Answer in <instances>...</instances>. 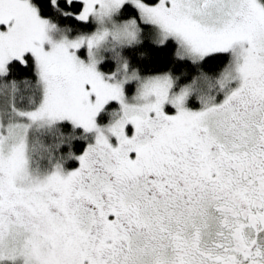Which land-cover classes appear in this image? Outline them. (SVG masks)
Instances as JSON below:
<instances>
[{
    "label": "snow or ice",
    "instance_id": "6c2138e0",
    "mask_svg": "<svg viewBox=\"0 0 264 264\" xmlns=\"http://www.w3.org/2000/svg\"><path fill=\"white\" fill-rule=\"evenodd\" d=\"M0 264H264V0H0Z\"/></svg>",
    "mask_w": 264,
    "mask_h": 264
},
{
    "label": "trees",
    "instance_id": "16d2710c",
    "mask_svg": "<svg viewBox=\"0 0 264 264\" xmlns=\"http://www.w3.org/2000/svg\"><path fill=\"white\" fill-rule=\"evenodd\" d=\"M128 14H126L127 16ZM74 27L78 28L80 31H91L94 26L88 25H78L73 22ZM125 57L129 60L134 68L139 69L143 75H152L163 73L167 71H172L176 75H181L182 73H189L191 71L190 66L185 65L182 62H177L174 59V46L168 45L164 48H160L154 45L148 35V31L145 30V35L143 38V43L135 48L125 49ZM208 68L209 66H205ZM109 68L114 69V63L111 65H106L104 70L108 71ZM12 78L16 80H22L24 78H30V73L28 70L17 67L13 71ZM79 149V145L77 146Z\"/></svg>",
    "mask_w": 264,
    "mask_h": 264
},
{
    "label": "rangeland",
    "instance_id": "374dc122",
    "mask_svg": "<svg viewBox=\"0 0 264 264\" xmlns=\"http://www.w3.org/2000/svg\"><path fill=\"white\" fill-rule=\"evenodd\" d=\"M93 30H94V28H93Z\"/></svg>",
    "mask_w": 264,
    "mask_h": 264
}]
</instances>
